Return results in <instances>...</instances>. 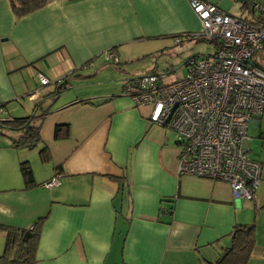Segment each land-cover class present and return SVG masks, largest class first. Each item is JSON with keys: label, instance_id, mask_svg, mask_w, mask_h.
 Masks as SVG:
<instances>
[{"label": "crops", "instance_id": "obj_1", "mask_svg": "<svg viewBox=\"0 0 264 264\" xmlns=\"http://www.w3.org/2000/svg\"><path fill=\"white\" fill-rule=\"evenodd\" d=\"M240 2L244 19L260 17ZM200 31L190 0H55L22 18L0 0V104L14 102L7 113L41 122L31 150L11 145L19 133L0 135V225L31 229L45 217L36 264H214L237 225H255L248 264H264V152L251 156L262 164L252 201L235 199L221 181L179 176L176 133L154 124L151 107L135 105L124 86L110 90L98 78L109 65L129 71L120 64L132 50L158 52ZM108 51L119 63L106 62ZM74 80L100 87L63 95ZM63 125L69 131L56 138ZM259 138L264 146V132ZM23 163L33 172L30 188ZM54 177L60 184L45 187ZM5 242L0 230V256Z\"/></svg>", "mask_w": 264, "mask_h": 264}, {"label": "built area", "instance_id": "obj_2", "mask_svg": "<svg viewBox=\"0 0 264 264\" xmlns=\"http://www.w3.org/2000/svg\"><path fill=\"white\" fill-rule=\"evenodd\" d=\"M190 7L201 31L186 38L214 40L215 53L189 59L185 77L175 82L165 83L155 74L126 80L124 93L135 105L151 107L154 124L176 133L179 176L221 181L235 199L252 201L262 164L251 158L248 126L264 113V72L251 62L264 49V2L253 4L260 14L255 20L204 0H190ZM106 62L117 64L119 58L108 51ZM40 83L49 80L40 76ZM59 184L54 177L44 186Z\"/></svg>", "mask_w": 264, "mask_h": 264}, {"label": "trees", "instance_id": "obj_3", "mask_svg": "<svg viewBox=\"0 0 264 264\" xmlns=\"http://www.w3.org/2000/svg\"><path fill=\"white\" fill-rule=\"evenodd\" d=\"M55 0H10L12 10L17 18L25 17L34 13ZM77 1V0H68ZM252 0H245L243 8L253 11ZM188 36V35H187ZM188 39V38H187ZM192 39V38H189ZM194 40V39H193ZM205 40L217 47L214 40ZM264 51V49L262 50ZM261 52L252 60L251 64L260 68L264 72V60H260ZM61 85L58 88L60 92ZM8 105V104H7ZM6 105L0 104V112L6 110ZM65 127L67 132L69 126L56 127V138L61 134V128ZM41 122L35 121L34 117L16 118L6 117L0 119V135L9 136V133H19L17 137H10L11 145L16 149H34L41 142ZM21 172L26 183L30 188L34 182V176L28 163H23ZM44 218L40 219L31 229H22L10 226L0 225V230L5 232V249L0 256V264H36V253L41 237L42 224ZM231 246L220 256L214 264H248L251 253L255 246V225H237L230 234Z\"/></svg>", "mask_w": 264, "mask_h": 264}, {"label": "rangeland", "instance_id": "obj_4", "mask_svg": "<svg viewBox=\"0 0 264 264\" xmlns=\"http://www.w3.org/2000/svg\"><path fill=\"white\" fill-rule=\"evenodd\" d=\"M218 4L226 11L230 12L233 15L241 16L243 18L249 16L247 11H243L241 13V2L238 0H216ZM259 16V12L256 13ZM154 49L143 48L139 50H132L133 55H131V59L129 62H121L120 66L126 70V72H120L116 74L114 70H116L114 65L105 66L103 71L98 78L103 77L105 80H110L108 84H102L103 86L108 85L110 90L114 88H120L122 91L124 83L126 80L133 79V77L137 74L148 72L152 75H160L163 77V81L165 83L175 82L185 77L186 75V62L194 57H202L206 55H212L215 53V46L205 40H193L188 39L181 44H174L173 42L170 45H167L166 48L156 52L152 51ZM150 52V53H149ZM142 68H147V70H143ZM132 69L136 71H132ZM139 72V73H136ZM149 75V74H147ZM113 80V81H112ZM75 83H72V86L66 93L63 95H72L75 94H86L90 93V91L98 89L100 86H85V82L83 80H74ZM101 85V84H100ZM47 89V88H46ZM95 92V91H94ZM27 98H25L27 102ZM14 102L6 105L7 110H10L12 105H15ZM29 106L34 105V103L28 102ZM25 105V104H24ZM26 109L25 106H22ZM21 107V111L22 108ZM4 110V114H0V118L8 116L7 110ZM9 112V111H8ZM14 117H17L16 114H11ZM32 114L29 113V116ZM259 131L264 132V116L262 115L261 119L255 118L249 122L248 126V136L252 138L250 143V155L256 159H259V156L264 152V146L262 139L259 138ZM172 138H175V133ZM177 138V136H176ZM174 141V139H173Z\"/></svg>", "mask_w": 264, "mask_h": 264}, {"label": "water", "instance_id": "obj_5", "mask_svg": "<svg viewBox=\"0 0 264 264\" xmlns=\"http://www.w3.org/2000/svg\"><path fill=\"white\" fill-rule=\"evenodd\" d=\"M241 1V0H240Z\"/></svg>", "mask_w": 264, "mask_h": 264}]
</instances>
